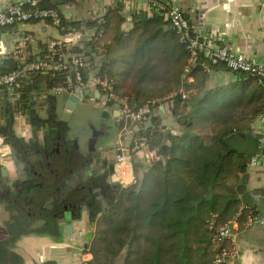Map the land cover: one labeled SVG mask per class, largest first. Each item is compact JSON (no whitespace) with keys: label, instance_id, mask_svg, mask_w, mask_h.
<instances>
[{"label":"crops","instance_id":"1","mask_svg":"<svg viewBox=\"0 0 264 264\" xmlns=\"http://www.w3.org/2000/svg\"><path fill=\"white\" fill-rule=\"evenodd\" d=\"M17 1L0 0V9ZM162 1L178 4L186 12L190 5H195L199 19L189 16L194 20L200 36L215 37L232 50L245 53L252 61L264 63V0ZM119 8L123 22L118 30L125 34L124 40L117 45L115 53L108 52L105 41L95 43L98 39L97 27L90 23L103 19ZM57 9L68 22L79 24L73 28L74 32L63 33L48 20L29 21L0 29V74L18 68L29 58L41 59L47 52L50 40L63 39L70 41L73 49L88 57L86 71L90 80L103 70L107 56H117L121 60L123 55L126 66L130 65L133 61L129 60L131 53L140 47L144 37L153 33L155 38L151 43L150 40L146 41L149 44V47L145 46L146 52L138 55L130 67L147 64V53L153 55L151 64H156L157 69L148 79L153 83L146 86L140 84L139 75L133 77L135 67L130 70L123 67L124 63L112 70L110 75L115 77L113 84L125 93L142 94L146 88L153 91L164 88V82L160 83V79L165 77L166 51L176 62L181 46L169 33L173 30L169 22H163L161 26L152 23L156 21L155 14L145 0L125 4L118 0H75L57 4ZM88 34H92L88 45L91 49L86 48L83 40H79ZM28 36H33L35 41L23 52H17L21 39ZM108 43L111 41L108 40ZM185 59L187 68L179 79L185 81L180 91H184L188 98L190 94L198 98L212 87L236 80L224 68L206 63H199V71L194 74L192 68L198 64L190 62L188 55H185ZM51 78L49 73L27 75L18 87L0 89V136L5 139L0 143L3 146V151H0V154L3 153L0 156V264H79L82 259H85V264H95L88 246H91L95 232L99 230L98 220L103 215V209L100 211L94 204L82 208L76 204L78 208L74 210V215L70 207L62 208L58 203V208L63 211L55 213L52 207L54 202L66 197L68 191H73V200H77L78 193L86 191L83 187L94 186L101 181L110 182L117 177L119 179L114 167V177L108 180L110 165H114L115 161V148L120 143L131 146L133 137L140 136L142 130L158 132L163 144L170 143L171 138L182 130L180 122L185 114L177 113L176 106L169 100L155 108L152 123L146 126L144 122L138 125L127 123L113 104L104 106L105 99L91 97L81 101L69 120L61 124L54 123L52 118L45 120L48 118L47 111L55 114L56 98L59 106L62 105L60 94L56 92L59 85L53 87ZM89 83L88 87L97 88ZM21 89L26 90L24 94L27 97L22 104ZM240 91L237 89L235 92L238 94ZM88 104L92 109L90 116L82 109ZM103 112L108 117H103ZM61 113V110L57 111L58 120ZM82 118L86 119L88 125L80 123ZM101 118L106 121L100 122ZM93 125L103 131L96 144L101 153L97 157L89 150ZM254 132L264 147V124L260 116L254 122ZM7 138L12 139V143H8ZM25 146L29 148L28 155L23 150ZM159 151V148L146 145L133 155L129 165L120 169V177L128 185L133 183L152 167L155 158L160 157ZM28 156L34 158L33 170L28 167L29 164L25 166ZM260 158L264 159L263 156ZM86 181L89 183L85 184ZM248 184L252 190L258 191L255 199L264 218V163L249 166ZM68 223L73 227L71 234L67 231ZM236 234L242 249L236 264H264V224L246 223L236 229ZM80 251L87 254L78 259Z\"/></svg>","mask_w":264,"mask_h":264},{"label":"trees","instance_id":"2","mask_svg":"<svg viewBox=\"0 0 264 264\" xmlns=\"http://www.w3.org/2000/svg\"><path fill=\"white\" fill-rule=\"evenodd\" d=\"M44 5L57 8L52 0ZM154 16L156 21L152 23L161 26L168 22L163 15ZM188 18L194 24V20ZM122 22L119 8L90 23L97 27L95 43L105 41L108 52L115 53L117 45L124 40L125 34L118 30ZM78 25L61 15V23L56 26L63 33H71ZM169 33L179 41L181 53L180 61L173 62L166 51L165 77L160 79V83L164 82L162 90L146 88L142 94L125 93L113 84L115 77L110 75L122 63L125 68H134L130 67L135 58L146 52L145 46L149 47L155 38L153 33L144 37L140 47L128 55L129 60H133L130 65L126 66L123 55L121 60L107 56L105 67L98 73L111 81L117 95L127 98L134 109L148 102L160 104L169 100L176 106L177 113L185 116L180 122L182 130L170 143H161L159 133L152 129L139 133L147 145L160 148V157L143 176L125 187L109 207L108 212L120 211L118 216L106 219L99 231L98 244L93 241L88 246L95 264H117L120 259L123 264H217L220 242L215 246L213 240L218 230L233 219L241 226L247 223L249 216H261V207L255 199L258 191L249 186L248 173L252 162L264 157V147L254 132V122L264 113V77L232 70L224 62H214L200 55L192 73H198L199 63H206L224 68L236 80L212 87L198 98L193 94L183 97L185 92L180 89L185 81L179 79V75H184L185 55L190 60V54L176 30ZM145 59L149 62L137 65L133 72V77L139 75L140 84L144 86L153 83L148 79L157 69L156 64H151L153 55L147 53ZM44 73L47 72L31 75ZM67 73L71 71L49 73L53 87L64 83ZM237 89L241 90L238 94ZM24 92L26 90L21 89V104L27 99ZM169 94L175 97L168 99Z\"/></svg>","mask_w":264,"mask_h":264},{"label":"built area","instance_id":"3","mask_svg":"<svg viewBox=\"0 0 264 264\" xmlns=\"http://www.w3.org/2000/svg\"><path fill=\"white\" fill-rule=\"evenodd\" d=\"M49 0H19L0 9V29L16 25L19 23L29 22L32 20H48L54 25L61 23V12L57 8L46 7L44 4ZM121 3H132L137 0H118ZM154 14L163 15L169 22L170 26L180 35L181 40L186 43V48L190 54V62L198 63L199 56L203 55L214 62H224L228 68L238 70L254 75L264 77V63H257L242 52L232 50L228 45L219 43L215 37H203L197 33L194 24L188 18L185 9L178 4H167L162 0H145ZM35 38L28 36L18 44L17 52L21 53L26 50ZM70 41L63 39H52L48 42L47 52L41 59L25 60L16 69L0 74V89L5 87H18L21 80L27 75L37 72H47L56 74L58 72H68L64 83L56 89L58 94L71 93L79 86H87V83L99 87L103 95L108 98L104 100V106L108 102L112 103L118 110L120 117L127 123L138 125L147 121L154 115L155 108L159 105L157 102H148L143 106L134 109L127 98H121L117 95L114 85L108 79L99 74L93 75L88 80L85 77L87 72L88 57L83 52L73 51ZM175 97L171 94L168 99ZM183 97H187L184 93ZM264 124V113L260 116ZM0 136V143L4 142ZM147 145V141L142 136H135L131 140V146L118 144L115 148L114 167L117 168L115 179L123 186L128 184L119 175L120 169L124 165H129L134 154L140 152ZM3 151V146H0ZM3 156V153L0 154ZM264 163V159H255L251 165L258 166ZM259 222L264 224V218L261 216H249L247 224ZM239 227V221L233 219L229 224L218 230L213 244L216 246L220 242V251L216 256L217 264H236L241 257L242 249L237 239L236 229ZM78 259H81L87 253L78 252ZM82 256V257H81ZM85 264V259L79 263Z\"/></svg>","mask_w":264,"mask_h":264},{"label":"water","instance_id":"4","mask_svg":"<svg viewBox=\"0 0 264 264\" xmlns=\"http://www.w3.org/2000/svg\"><path fill=\"white\" fill-rule=\"evenodd\" d=\"M54 3L56 4H64L66 2H70V1H75V0H52ZM187 15H190L191 17H195L196 20L199 19V11L196 10V6L195 5H190L189 6V10L188 12H186ZM92 38V34H88L87 37H83L82 39H79V40H83L85 43H86V48L88 49H91L90 46H88L90 44V40ZM14 91V88L12 89ZM86 97H91L93 99H105L107 100V96L106 95H102L101 91L99 90V88H91V87H88V86H79L77 87L74 92H71V93H63L59 96V99L62 101V105L59 106L58 104V99L56 98L57 100V103L55 105V114L54 115H51L48 111H47V115H48V118L45 119V120H53L54 123L56 124H61L62 122L66 121V120H69L71 118V116L73 115L74 111L77 109V107L79 106V104L81 103V101L86 98ZM58 110H61V117L60 119L58 120L57 119V111ZM103 117H108V114L106 112H103L102 113ZM106 120L104 118H101L100 119V122H105ZM152 123V118H149L147 121H145L143 123V125H147V124H150ZM93 127V134L89 140V150H91L93 152V156L94 157H97L99 156L101 153L100 151L97 150V147H96V144H97V141L99 139V137L103 134V131L102 130H99L97 127H95L94 125L92 126ZM14 135V133H13ZM58 138V136L56 137ZM12 139H9L7 138V142L8 143H12L11 141ZM17 140V139H16ZM17 142H20L19 140H17ZM14 146V145H13ZM15 147V146H14ZM26 154L28 155V150L29 148L28 147H24L23 149ZM33 161H34V158L31 157V156H28L27 157V162L25 163V166L27 164L28 167L33 170ZM95 161H97V159L95 158ZM72 224L71 223H68L67 225V231L69 234L72 233Z\"/></svg>","mask_w":264,"mask_h":264},{"label":"flooded vegetation","instance_id":"5","mask_svg":"<svg viewBox=\"0 0 264 264\" xmlns=\"http://www.w3.org/2000/svg\"><path fill=\"white\" fill-rule=\"evenodd\" d=\"M93 134V132H92ZM111 164V163H110ZM114 165H110V173H109V181L110 178L114 177ZM111 176V177H110ZM89 183L88 181L85 182ZM95 186V187H94ZM94 186H85L83 187L84 190L86 188V191L84 193H78V199L73 200V191H68L66 193V197L61 198L60 200L54 202V205L52 206L54 210H56L55 213H61L63 210L58 208V203L62 206V208H71V213H75V209L78 207L75 206L76 204L79 205V207H83L87 204H94L100 211L101 214L106 212L109 207L116 201L117 197L120 195V193L125 188L121 183L117 182L114 178L110 182H102L97 183ZM51 208V209H53ZM75 215V214H74Z\"/></svg>","mask_w":264,"mask_h":264},{"label":"rangeland","instance_id":"6","mask_svg":"<svg viewBox=\"0 0 264 264\" xmlns=\"http://www.w3.org/2000/svg\"><path fill=\"white\" fill-rule=\"evenodd\" d=\"M123 45L121 44V49H123ZM83 110H84V112H85V114L87 115V116H90L91 115V105L90 104H88L87 106H85V107H83L82 108ZM94 116V115H93ZM80 123H84L85 125H88L87 124V122H86V119L84 120L83 118L81 119V121H80ZM89 128H90V126H88ZM89 128H88V130H89ZM114 142V140L111 142V143H113ZM159 148V147H158ZM160 149V148H159ZM160 152V151H159ZM156 159V158H155ZM124 206V205H123ZM120 210L119 209H117L115 212H108V210L106 211V212H104V214L99 218V220H98V224H99V227H98V232L96 231L95 232V238H94V240L93 241H95V243L96 244H98V237H99V231H100V229H102L103 227H104V224H105V221H106V219L108 220H110V218L111 217H115L116 215L118 216L119 215V212ZM93 243V242H92ZM126 251V249H124V252ZM242 255V254H241ZM93 256V255H92ZM121 260V259H120ZM120 260L118 261V262H116L117 264H123V261H121L120 262Z\"/></svg>","mask_w":264,"mask_h":264}]
</instances>
